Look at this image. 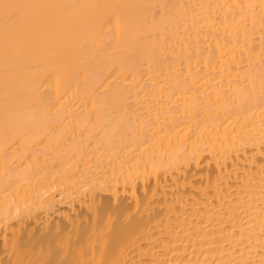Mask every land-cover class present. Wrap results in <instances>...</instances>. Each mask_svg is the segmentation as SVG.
<instances>
[{
	"label": "bare ground",
	"instance_id": "obj_1",
	"mask_svg": "<svg viewBox=\"0 0 264 264\" xmlns=\"http://www.w3.org/2000/svg\"><path fill=\"white\" fill-rule=\"evenodd\" d=\"M0 264H264V0H0Z\"/></svg>",
	"mask_w": 264,
	"mask_h": 264
}]
</instances>
